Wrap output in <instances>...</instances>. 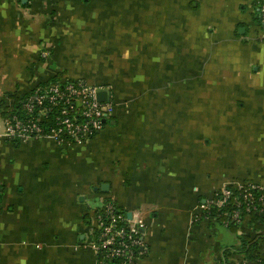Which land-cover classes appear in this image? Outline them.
Returning a JSON list of instances; mask_svg holds the SVG:
<instances>
[{"label":"crops","instance_id":"1","mask_svg":"<svg viewBox=\"0 0 264 264\" xmlns=\"http://www.w3.org/2000/svg\"><path fill=\"white\" fill-rule=\"evenodd\" d=\"M253 13V0H0V103L62 75L115 103L72 146L0 133V264H97L88 242L107 198L143 219L139 264L248 262L233 250L248 220L235 231L204 205L225 185L264 187Z\"/></svg>","mask_w":264,"mask_h":264},{"label":"built area","instance_id":"2","mask_svg":"<svg viewBox=\"0 0 264 264\" xmlns=\"http://www.w3.org/2000/svg\"><path fill=\"white\" fill-rule=\"evenodd\" d=\"M257 11L264 34V0H259ZM100 88L108 87L65 77L37 87L23 102L25 115L13 114L3 119L5 134L19 140L51 137L63 146L83 143L105 126L115 108L112 95L108 101L98 99ZM101 203L95 210V226L88 242L97 264H139L146 252L140 231L143 219H129L112 200L103 199ZM226 204L232 209L224 210ZM214 208L219 213L224 210V226L230 222L242 226L246 220L250 222L253 211L264 210V187L251 181L225 185L204 205L206 217L219 221L212 213Z\"/></svg>","mask_w":264,"mask_h":264},{"label":"trees","instance_id":"3","mask_svg":"<svg viewBox=\"0 0 264 264\" xmlns=\"http://www.w3.org/2000/svg\"><path fill=\"white\" fill-rule=\"evenodd\" d=\"M253 6H254V13L253 14L255 15V17H256L255 19H256L257 23L259 24L258 11H257L258 6H259V0H253ZM62 78H63V75L62 76H56V77L48 80L47 82L39 85L38 87H40V88L46 87L47 85H49L51 83H54L56 81L61 80ZM27 96H25L22 99H15L12 105L1 102L0 103V111H1V115H2L3 119L6 117H10L13 114L25 115L26 111L23 108V102ZM49 120H50V118H49ZM48 122L49 121H47V123ZM259 193H262V191ZM109 200L110 199H108V198L106 199V201H109ZM101 204L102 203H99L98 208L101 207ZM117 209L120 210L118 208V206H117ZM223 209L224 210H231L232 208L229 204H226V206L223 207ZM224 210H222L219 213V211L216 208H214L212 211L214 216L221 223H222V220L224 219V215L222 214L224 212ZM120 211L123 212L122 210H120ZM219 214H221V215L219 216ZM249 224H250V227L254 230V233L253 234H248V233L239 234L240 245L237 248H233V250L236 253L240 254L241 257L243 258V260H247L248 262L253 261V262H255V264H264V257H261V255L259 253L260 244L264 243V210L262 212L253 211L251 214V219H250ZM228 227L237 231L241 226L236 222H230ZM248 262H246V264Z\"/></svg>","mask_w":264,"mask_h":264},{"label":"water","instance_id":"4","mask_svg":"<svg viewBox=\"0 0 264 264\" xmlns=\"http://www.w3.org/2000/svg\"><path fill=\"white\" fill-rule=\"evenodd\" d=\"M110 98H111V91L109 89H102V88L98 89V99L99 100L108 101ZM108 187H109V184L104 183V184H102V186L100 188L103 191H107V190H109ZM247 264H255V262L250 261Z\"/></svg>","mask_w":264,"mask_h":264},{"label":"rangeland","instance_id":"5","mask_svg":"<svg viewBox=\"0 0 264 264\" xmlns=\"http://www.w3.org/2000/svg\"><path fill=\"white\" fill-rule=\"evenodd\" d=\"M256 20V19H255ZM257 22V21H256ZM5 132V126H4V122H2L1 118H0V133H4Z\"/></svg>","mask_w":264,"mask_h":264}]
</instances>
